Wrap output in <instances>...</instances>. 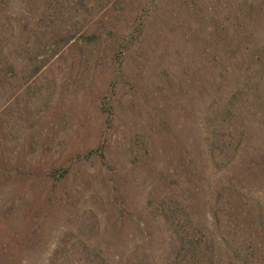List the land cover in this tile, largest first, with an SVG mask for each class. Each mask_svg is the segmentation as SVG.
Here are the masks:
<instances>
[{
  "label": "rangeland",
  "instance_id": "374dc122",
  "mask_svg": "<svg viewBox=\"0 0 264 264\" xmlns=\"http://www.w3.org/2000/svg\"><path fill=\"white\" fill-rule=\"evenodd\" d=\"M165 217L264 264V0H0V264H170Z\"/></svg>",
  "mask_w": 264,
  "mask_h": 264
},
{
  "label": "trees",
  "instance_id": "16d2710c",
  "mask_svg": "<svg viewBox=\"0 0 264 264\" xmlns=\"http://www.w3.org/2000/svg\"><path fill=\"white\" fill-rule=\"evenodd\" d=\"M164 219H165V222L167 224L170 223L171 225H175V233L179 236V237H177L178 249L176 250L175 257L172 259L170 264H181L182 260H180L179 257H180V255H182V252L184 255L189 254V256L191 258H193L194 256L196 257V256L200 255L201 253L208 254L209 258L215 254V251H214L215 248L214 247H213V249L207 248L205 246V243H203L201 240H199L197 236H195V235L191 236V234L190 235L184 234V232H183L184 227L180 224L181 220H179V219L175 220V218H168V217H165ZM213 220H214L213 224L219 225V226L221 225L220 224V216L218 214H215L213 216ZM228 249H229V247H228ZM238 253L241 254L242 251L239 250ZM234 255L237 256L236 251H235ZM211 261L212 260H210V263H211ZM250 264H253V262H251Z\"/></svg>",
  "mask_w": 264,
  "mask_h": 264
}]
</instances>
